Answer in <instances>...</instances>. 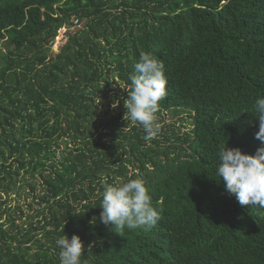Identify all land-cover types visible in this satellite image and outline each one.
I'll list each match as a JSON object with an SVG mask.
<instances>
[{"label":"trees","instance_id":"obj_1","mask_svg":"<svg viewBox=\"0 0 264 264\" xmlns=\"http://www.w3.org/2000/svg\"><path fill=\"white\" fill-rule=\"evenodd\" d=\"M141 52L168 80L150 143L123 118ZM259 97L264 0H0V264H59L64 233L82 264H264V208L216 175L222 147H264ZM137 178L161 219L117 233L104 187Z\"/></svg>","mask_w":264,"mask_h":264},{"label":"clouds","instance_id":"obj_2","mask_svg":"<svg viewBox=\"0 0 264 264\" xmlns=\"http://www.w3.org/2000/svg\"><path fill=\"white\" fill-rule=\"evenodd\" d=\"M73 18V24L75 22ZM62 27L58 35L66 28L64 38L54 46L57 36L50 45V53L58 52L68 40L69 31L75 28ZM129 99L125 101L124 119L132 124L142 126L146 135L143 140L150 143L160 132L156 113L160 101L166 96L168 80L165 65L151 52H141L139 61L134 64V73L129 76ZM119 106V100L114 99L112 108ZM255 118L259 122L256 138L264 143V97L255 101ZM219 162L216 175L219 177L225 191L235 196L241 206L252 204L264 208V147L256 153L246 154L240 148L222 147L218 153ZM100 206L102 211L99 220L112 230L119 233L125 228L135 230L142 227L155 226L161 219L160 212L152 206V197L145 182L141 178L115 185H106L102 194ZM91 223L95 224V220ZM59 251V264H82L84 243L79 235L69 239L65 233L56 239ZM86 264V262H83Z\"/></svg>","mask_w":264,"mask_h":264},{"label":"built area","instance_id":"obj_3","mask_svg":"<svg viewBox=\"0 0 264 264\" xmlns=\"http://www.w3.org/2000/svg\"><path fill=\"white\" fill-rule=\"evenodd\" d=\"M76 23H78V19L75 20ZM66 28H63L62 32L60 33L59 36H57V41L54 43V46H56L59 43V40L64 38V35L66 33Z\"/></svg>","mask_w":264,"mask_h":264},{"label":"rangeland","instance_id":"obj_4","mask_svg":"<svg viewBox=\"0 0 264 264\" xmlns=\"http://www.w3.org/2000/svg\"><path fill=\"white\" fill-rule=\"evenodd\" d=\"M82 25V24H81ZM63 27H67L65 24L63 25ZM70 27H73V25H70ZM76 28H74L73 30H75ZM78 29V28H77ZM3 199H4V197H3ZM0 201H1V199H0ZM21 201H23V200H21ZM3 207V206H2ZM1 208V207H0Z\"/></svg>","mask_w":264,"mask_h":264}]
</instances>
